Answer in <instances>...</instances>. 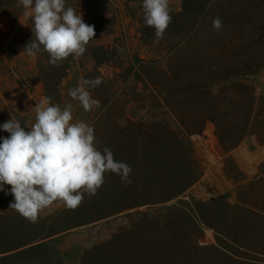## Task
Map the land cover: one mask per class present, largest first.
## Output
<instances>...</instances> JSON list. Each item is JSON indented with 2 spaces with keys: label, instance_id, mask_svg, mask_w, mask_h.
Returning <instances> with one entry per match:
<instances>
[{
  "label": "rangeland",
  "instance_id": "obj_1",
  "mask_svg": "<svg viewBox=\"0 0 264 264\" xmlns=\"http://www.w3.org/2000/svg\"><path fill=\"white\" fill-rule=\"evenodd\" d=\"M69 6L83 19L105 17L113 26L111 34L87 46L102 51L86 48L80 58L72 57L56 104L71 103L74 122L93 126L98 148L109 147L115 160L123 148L111 137L129 133H106L113 118L120 126L125 119L166 121L168 132L175 133L161 137L153 151L137 146L138 155L160 161L159 168L186 169L197 179L175 198L138 208L143 214H114L91 223L90 217L123 204L110 173L97 195L85 194L76 210L53 203L37 223L9 207L14 197L8 194L11 186L4 185L0 264H264V0H170L168 37L186 35L199 47L163 62L167 67L178 60L188 64L180 81L216 83L203 101L217 102L219 123L249 115L246 134L233 149L220 146L214 125L207 122L201 133L186 137L184 153L175 142L183 138L176 121L164 109L149 107L151 100L132 70L136 59L165 56L163 47L145 35L151 28L144 23L142 0H66ZM217 16L223 21L220 31L212 25ZM27 19L12 21L0 10V120H18L22 127L34 123L35 104L44 98L40 84L32 82L35 57L19 49V38L29 31ZM96 77L102 84L91 94L100 105L85 112L67 93L82 78ZM222 79L227 82L219 83ZM239 129L233 124L224 133ZM172 182L158 183L164 196Z\"/></svg>",
  "mask_w": 264,
  "mask_h": 264
},
{
  "label": "clouds",
  "instance_id": "obj_2",
  "mask_svg": "<svg viewBox=\"0 0 264 264\" xmlns=\"http://www.w3.org/2000/svg\"><path fill=\"white\" fill-rule=\"evenodd\" d=\"M17 6L32 20L34 38L23 49L29 57L43 51L58 66L70 56H83L95 38L94 25L86 24L81 12L66 7V0H18ZM142 12L144 23L155 29L156 38L163 39L172 23L170 0H142ZM212 25L214 31H220L223 21L214 17ZM101 84L100 77L82 78L67 95L89 112L100 105L91 91ZM34 113L30 127L13 119L0 125L10 134L0 138V191L4 185L11 186L8 194L14 200L9 207L21 217L37 223L40 212L53 203L76 210L85 194L97 195L105 173L131 183V167L115 160L109 147L98 148L94 127L82 120L74 122L71 103L61 106L44 97L35 104Z\"/></svg>",
  "mask_w": 264,
  "mask_h": 264
},
{
  "label": "trees",
  "instance_id": "obj_3",
  "mask_svg": "<svg viewBox=\"0 0 264 264\" xmlns=\"http://www.w3.org/2000/svg\"><path fill=\"white\" fill-rule=\"evenodd\" d=\"M18 0H0V10L7 14L12 21H16L24 15V8L17 6ZM86 24L94 25L95 38L105 36L112 33L113 23L109 19L100 16H92L83 19ZM32 20L28 17L27 25L29 31L19 38V49L23 50L24 46L32 39L33 32L31 29ZM151 28V27H150ZM182 28V25L179 29ZM149 33L145 35L151 36V40L157 42V47H163L165 56L156 59H136L132 70L135 77L143 86V92H147V98L151 100L149 107L153 110L156 108L164 109L169 112L177 123V133H182L179 140H175L180 147L181 153L185 152L188 146L186 137L193 134L201 133L204 125L209 122L216 129V138L220 146L228 151L238 145L246 134L249 115L240 121H227L219 123L215 118L217 113V102L214 98L208 105L204 104V95H211L216 83L202 84L199 81L190 79H179V75L186 72L187 63L178 60L171 67H167L163 62L165 57L171 61L174 55L184 52L186 49L196 50L199 43L196 40L190 41L186 35L173 34L168 37V28L166 29L163 39L155 36V29L151 28ZM90 41V42H91ZM88 46V45H87ZM87 48V47H86ZM89 51L103 50L102 47H89ZM72 57L53 66L49 61L50 57L46 52L40 51L35 56L36 71L32 77V82L41 86L43 97L51 98V103L56 104L59 99V86L61 80L66 75ZM107 60L103 61L106 62ZM102 64V63H101ZM227 79H222L219 83H225ZM5 121L0 120V125ZM233 124L239 125V131L233 135H226L224 130L233 128ZM22 126V125H21ZM106 133H129L127 135L114 134L111 137L112 144L122 147L123 150L115 153L118 162L127 163L132 172L129 179L131 183H124L117 174L110 173L115 177V183L118 185L122 194L123 204L103 214H97L90 217L87 223L101 220L114 214L124 213L125 215L143 214L138 208L153 203L164 202L171 198H175L182 194L197 179V174L187 172L180 167L168 169V167L159 168L161 162H153L151 159H142L140 153L136 151L137 146L146 148L149 151L155 149L156 144L160 142L161 137L168 135V123L164 120L160 121H130L124 120V125H118L113 118L110 123L106 124ZM145 133H153L150 136ZM10 134L0 129V138L8 137ZM185 138V139H184ZM2 142V140H0ZM176 162V161H172ZM168 178H172L173 182L169 184L167 194L162 193L158 183H166ZM163 194V197H161ZM76 226V225H75Z\"/></svg>",
  "mask_w": 264,
  "mask_h": 264
},
{
  "label": "water",
  "instance_id": "obj_4",
  "mask_svg": "<svg viewBox=\"0 0 264 264\" xmlns=\"http://www.w3.org/2000/svg\"><path fill=\"white\" fill-rule=\"evenodd\" d=\"M174 206V205H173Z\"/></svg>",
  "mask_w": 264,
  "mask_h": 264
}]
</instances>
